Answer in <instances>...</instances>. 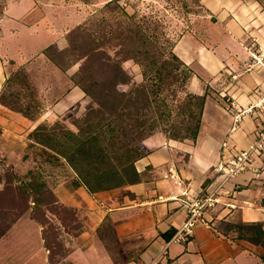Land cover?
<instances>
[{"label": "crops", "instance_id": "obj_1", "mask_svg": "<svg viewBox=\"0 0 264 264\" xmlns=\"http://www.w3.org/2000/svg\"><path fill=\"white\" fill-rule=\"evenodd\" d=\"M201 2L213 20L197 23L193 34L184 35L175 46V52L194 71L189 91L207 92L197 139L168 138L161 131L147 137L142 142L145 155L136 162L143 173L139 183L97 193L66 181L56 192L52 187L61 203L81 213L85 225L91 228L95 223L91 230L86 226L73 234V249L62 259L65 264H264L262 244L245 238L252 232L239 236L237 228L264 223V157H257L256 165L222 189L226 193L223 201L237 204L236 208L229 210L219 203L207 211L209 226L197 224L186 241L173 239L187 218L186 200L202 195L216 182L215 165L223 156L224 143L237 149L247 147L261 124L256 113L250 112L244 114L241 126L232 130L237 111L233 103L246 108L264 89V66L253 56H264V0ZM0 5L1 175L8 166L15 171L8 159L25 158L29 133L46 119H55L67 103L60 100L57 107L46 106L39 117L29 118L1 101L9 75L20 66L30 71L29 61L43 57L41 52L52 40L53 31L47 18L28 21L35 0H1ZM199 28L204 33L200 41L194 35ZM40 32L47 45L37 43L36 47ZM69 94L67 101L79 94V87L71 86ZM105 221L115 241L116 259L107 248H99V238L103 239L98 228ZM30 222L38 225L37 232L29 229ZM42 228L30 214H24L0 239V264H62L52 262Z\"/></svg>", "mask_w": 264, "mask_h": 264}, {"label": "trees", "instance_id": "obj_2", "mask_svg": "<svg viewBox=\"0 0 264 264\" xmlns=\"http://www.w3.org/2000/svg\"><path fill=\"white\" fill-rule=\"evenodd\" d=\"M195 2L199 5L197 13L202 2ZM66 41L64 48L48 45L43 54L64 71L81 61L70 78L74 86L91 96L92 102L77 121L76 130L61 122H41L29 133L27 146L38 163L24 176L11 167L0 175V179L8 177L0 189V239L29 213L43 227L51 252L47 225L52 229L62 226L66 231L76 228L78 235L81 223L76 209L61 203L51 188L47 180L49 165L72 169L73 185H83L90 193L139 183L143 173L137 170L136 162L145 155L142 142L157 131L168 138L196 140L207 98V92L187 91L194 71L174 51L176 41L164 38L159 22L137 10L129 12L118 0L108 1L87 22L78 24L68 32ZM127 60H134L140 67V83L131 84L132 70L124 66ZM21 67L7 78L1 101L29 118H37L45 107L33 98L29 77ZM124 85L129 86L121 88ZM237 228L239 236L252 232L245 238L264 247V223ZM98 232L116 259L106 221Z\"/></svg>", "mask_w": 264, "mask_h": 264}, {"label": "rangeland", "instance_id": "obj_3", "mask_svg": "<svg viewBox=\"0 0 264 264\" xmlns=\"http://www.w3.org/2000/svg\"><path fill=\"white\" fill-rule=\"evenodd\" d=\"M108 1L111 0H35V5L32 8L31 15L28 17V21L35 20L39 17L47 18L49 30L51 29L53 31L51 36L52 40L49 42V45L57 44L59 47L64 48L68 45L66 41V35L68 34V32H70L78 24L87 22L89 18H91V15L95 14V12H97V10L104 6ZM186 1L187 6H184V0H118L119 4L125 6L129 12L133 13L135 10H137L140 13H145L151 16L154 20H157L159 22L160 28L162 29V33L164 34V38L170 37L172 41H176V45L184 35L193 34L192 31L194 30V28H196L197 23L204 21L208 23L207 20H213V16H211V14H207V12L204 11L205 8L203 4L201 11L194 13L196 10H199V5L195 2V0ZM0 8H2L1 5ZM213 14L214 13H212V15ZM203 15H207L208 17L204 18L202 17ZM198 25H201V23H199ZM43 30L45 32L47 29L43 27ZM41 34L43 33L40 32L38 40L34 41V46L36 47L38 46L37 43L43 46L47 45V43L45 44L44 40L41 38ZM203 34L204 33L202 29L200 30V28L198 31H196V33H194L195 37L199 41L201 40V36H203ZM29 45H31L30 42ZM10 46L15 47L14 44H10ZM185 47L187 46L185 45ZM42 53L43 52H41V54ZM29 62H31L30 65L33 67L30 71H28L25 67L21 68L24 69L29 77L34 93L33 98L38 100V102H41V104L43 105L42 107L49 106L51 109H53V107L55 106L57 107L60 100H64V102L66 101L65 103H67L60 115L52 120L46 119L45 123L50 125L55 122H61L67 127L76 130L77 121L84 114L87 107L92 102L91 96L87 95L80 86H77L79 87V94H74V96H71L70 101L66 100V98L70 96V94L67 95V93H69L71 86H74L73 81L70 77L80 67L81 61L77 62L65 71L51 63L50 60L47 59V57H44V55L43 57L41 56L38 59L32 58V60ZM44 62H46V64H44ZM124 66L127 69L132 70L133 77L131 84H137L143 80L141 69L134 62V60L125 61ZM128 86L129 85H124L121 86V88L126 89ZM48 88L49 91H51L50 94L48 93ZM217 89H219V86H217ZM187 91H189L188 87ZM73 93L75 92H72L71 94ZM218 96L219 92L216 91L215 98H217ZM67 99L69 100V98ZM255 117L260 118L258 117L257 113ZM260 123L261 124H259L257 127L254 140L257 138V132L262 127L263 122L261 121ZM24 154H29V157L26 159L23 157H15V159L7 160L8 165H12L19 176H24L30 168L38 163V161L35 159L33 150L28 149ZM257 157H264V149L262 150V153ZM255 160L253 166L256 165ZM218 163L219 162H217V164ZM217 164L215 166H217ZM7 168H10V166H8ZM47 170V180L51 188L53 187L54 191L55 188L58 187V185H63L65 181L69 185L73 184L72 181L74 180V173L69 167L49 165L47 167ZM7 179L8 177L5 176L3 179H0V181H2V184H4V181H6ZM2 187L3 185L0 188ZM56 194L59 197V194ZM76 212L81 223V232L85 229L87 224H84L81 218L82 215L81 213H79V211H77V209ZM46 213L54 222H57L56 217L51 212L47 211ZM30 225L31 227H29V229H34L35 232L38 231V225L34 224V222H30ZM94 225L95 223L92 224L91 228H89L88 226L87 227L91 230ZM59 227V229H52L51 227H49V225H47V243L50 242V244L53 246L52 262H61L63 261L62 259L70 253V250L73 249L71 247L74 236L73 234H75L76 231L79 230L76 228H70L68 231H66L64 227ZM18 228H16L15 230H21L22 226L21 228ZM43 231L44 230L42 228V232ZM67 242L69 245H67ZM98 242L100 249L106 248L104 247L105 244H102L104 242H102L100 238ZM114 242L115 241L111 242L113 247L115 246ZM65 263L66 261L64 260L62 264Z\"/></svg>", "mask_w": 264, "mask_h": 264}, {"label": "built area", "instance_id": "obj_4", "mask_svg": "<svg viewBox=\"0 0 264 264\" xmlns=\"http://www.w3.org/2000/svg\"><path fill=\"white\" fill-rule=\"evenodd\" d=\"M253 56L257 60V63L264 66V56L262 58H258L255 54ZM258 93L259 99L246 108H239L233 103L237 111L233 115L232 126L233 131L237 130L241 126L244 114L247 112L257 113L263 122L261 129L257 132V138L249 143L247 147L240 149L224 143L223 156L216 166L218 173L217 180L202 195H197L186 200L187 218L174 236L173 239L175 241H186L188 236L193 235L197 224L209 226L210 220L207 217V211L217 204L223 203L224 207L226 206L229 210L237 207L233 202L223 201V195H226V193L222 192V189L227 182L233 180L243 171L253 167L255 158L264 149V89L259 90ZM178 184L183 185V181L179 180ZM183 194L188 195L189 192L183 191Z\"/></svg>", "mask_w": 264, "mask_h": 264}]
</instances>
